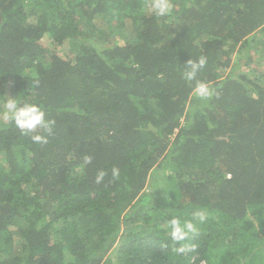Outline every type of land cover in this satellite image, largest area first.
<instances>
[{"label": "trees", "instance_id": "obj_1", "mask_svg": "<svg viewBox=\"0 0 264 264\" xmlns=\"http://www.w3.org/2000/svg\"><path fill=\"white\" fill-rule=\"evenodd\" d=\"M171 3L0 0V101L55 121L37 144L0 112V264H264V0ZM200 56L207 100L182 76Z\"/></svg>", "mask_w": 264, "mask_h": 264}, {"label": "clouds", "instance_id": "obj_2", "mask_svg": "<svg viewBox=\"0 0 264 264\" xmlns=\"http://www.w3.org/2000/svg\"><path fill=\"white\" fill-rule=\"evenodd\" d=\"M151 11L157 17H165L172 11L173 5L171 0H150ZM207 65V58L200 56L197 59H189L186 63V68L182 76L186 82L191 84L195 81L193 87V95L207 100L214 94V89L209 83L197 80V74L201 69ZM6 98L0 101V112L6 121H11L16 128L23 134L36 133L38 129H42L44 134H34L31 136L33 143H48V137L52 135L54 120L46 118V113L43 107L38 103L29 102L20 98H13L4 95ZM91 156H84V164L91 163ZM106 176V172L101 170L96 175V183H101ZM113 178L119 177V169H112ZM209 212L207 209H199L192 213L191 219L181 220V218L173 215L170 220H167V235L171 241L180 243L189 238L190 235L198 233V225L204 224L209 219ZM258 224V222H257ZM177 253H183L185 248L183 246L175 248Z\"/></svg>", "mask_w": 264, "mask_h": 264}, {"label": "rangeland", "instance_id": "obj_3", "mask_svg": "<svg viewBox=\"0 0 264 264\" xmlns=\"http://www.w3.org/2000/svg\"><path fill=\"white\" fill-rule=\"evenodd\" d=\"M129 35H130L129 29L127 31L126 30L121 31V35L119 37H116L115 38V41L113 43H115V44H117V43L118 44H122V43L126 42L127 40H129V37H130ZM257 36H258V39L261 42H264V37H263V35L261 33H259ZM45 41H47L49 43V40L45 39ZM108 46H109V44L107 43V47ZM59 52H60L59 54H61V53H66L67 54L68 48H66V49L60 48L59 49ZM244 54L245 53H242V54H239L238 53V54H236V57H239V56L242 57V55H244ZM250 56L257 57V61H258L257 63H258V66H259L258 68L260 70H263L264 71V43H261L260 47H257L256 46V48L250 49ZM246 76L250 78V75L248 76V74H247ZM254 77H257V76L254 75L253 77H251V80H253ZM119 245H120V243H118V245H116L115 248L111 251V258L113 259L114 263H115V260H116V255H117V250H118Z\"/></svg>", "mask_w": 264, "mask_h": 264}]
</instances>
